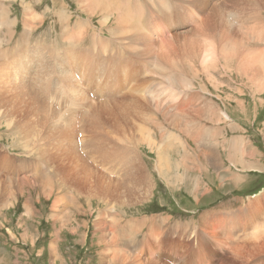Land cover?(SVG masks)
Returning <instances> with one entry per match:
<instances>
[{
	"label": "bare ground",
	"instance_id": "bare-ground-1",
	"mask_svg": "<svg viewBox=\"0 0 264 264\" xmlns=\"http://www.w3.org/2000/svg\"><path fill=\"white\" fill-rule=\"evenodd\" d=\"M6 1L0 0V123L13 140L9 147L0 144V209L35 188L46 200L55 198L50 214L59 228L48 251L56 259L57 236L73 226L68 218L73 203L80 198L82 215L92 211L94 201L102 203L93 223L102 235L96 241L99 264H163L167 259L158 251L163 227L153 218L144 220L149 224L145 232L138 231L139 222L123 225L121 209L151 199L153 169L168 184L179 185L185 182L181 171L196 169L203 175L206 160L216 161L208 153L217 144L219 117L227 115L194 91V83L201 73L214 75L220 63L226 68L236 61L249 68L250 84L264 89V0H75L77 20L64 4L53 10L52 23L60 30L51 43L37 35L45 16L37 2H21L20 19H11ZM95 16L102 29L95 30ZM187 74L193 75L191 81ZM143 148L152 152L153 169ZM253 154L249 147L229 160L249 169L244 159ZM11 160L17 163L14 169ZM60 201L65 213L57 212ZM262 205L264 197L224 222L228 242L209 226L213 216L208 213L189 230L176 224L165 238L171 241L160 250L167 257L168 250L180 253L176 264H194L207 256L206 246L199 244L217 252L220 244L230 251L228 257L213 252L221 264L255 261L264 256V220L255 223ZM23 206L27 216L35 215L30 201ZM108 226L111 234L104 232ZM147 249L149 256L143 254Z\"/></svg>",
	"mask_w": 264,
	"mask_h": 264
},
{
	"label": "rangeland",
	"instance_id": "rangeland-1",
	"mask_svg": "<svg viewBox=\"0 0 264 264\" xmlns=\"http://www.w3.org/2000/svg\"><path fill=\"white\" fill-rule=\"evenodd\" d=\"M34 1L39 4L38 8L41 10L37 12L39 14H45L44 22L38 28L37 35H46L50 39L47 40V43L55 40L54 37L60 30L59 25L55 28L54 23H52L54 17L52 12L59 5H65L63 8L66 7L71 11L73 21L78 19L77 6L76 8L74 6L75 0H56L55 2L54 0H7L5 6L10 8L11 19H20L22 12L20 3L23 2L26 4ZM9 5L13 6L10 7ZM48 8L49 10H47ZM190 8H193V6L190 5ZM81 17L85 16L81 15ZM98 20L99 18L97 16L93 19L95 30L102 29L99 26ZM105 29L106 27H103V32L106 33ZM20 30L21 25L19 24L17 33ZM38 39L40 38L38 37ZM202 60L203 57L201 56L199 61ZM208 60H210V57ZM247 61L249 62L248 59ZM237 63L235 61L234 64L232 63L226 66V68H224L225 65L220 63L219 69L217 68L218 71L214 75L212 74L213 71L209 72V74L201 73V78H197L194 83V91L205 95L204 97L207 98V102H211L217 111L220 110L227 115V118L223 120L219 117V125L216 126V128H219L217 144L213 141L215 144L209 149L210 152L208 153V155L214 153L215 157H218L216 161L208 163L206 160V173L203 172V175L197 172L196 169H187L186 171H181L182 174L185 173L184 183H180L179 185H175L174 183L168 184L167 180L162 179L153 169L151 163H153L154 158L152 157V160L149 154L152 152L147 148H143V158L149 169L152 168L155 174L152 176L154 192L151 199L145 203L127 206L121 209L123 212L121 214L122 216H120V223L124 225V222L126 223L128 221L134 223L139 222L140 228L138 231L142 230L145 232L149 224H144V220L153 218L158 226L163 227V234L166 238L167 235H170V229L176 227V224L189 230L192 228L193 223L197 226L199 222L202 223V214L204 216L210 213L213 218L209 220V226L213 227L215 233L216 231L219 232L220 237L223 239L220 238L219 240L228 242L227 236L229 235L226 232L229 233V227H225L224 222L239 217V209L245 208L249 202L264 197V89H258V91L255 83L250 84L251 77L246 73L249 68L242 62V65H237ZM211 65V61H207V66ZM251 70H254V74L257 72L261 73L257 69ZM185 76L191 81L193 75L187 74ZM217 83L219 84L218 90L214 87V85L217 86ZM262 88H264V83ZM205 124L208 129L214 128L210 123ZM2 125L0 123V144L8 147L12 146L10 143L13 139L10 137V134L7 135L6 127ZM233 140L234 142L232 143ZM249 147L254 151L253 157L245 158L244 160L250 161L246 164L251 166V168L245 169L244 167L235 166V163L229 160V156L240 158V152L246 154ZM194 149L193 146L191 150L198 154ZM176 158H178V155ZM10 164L14 166L13 169L17 166V163L14 164L12 160ZM207 164H209L208 167ZM198 179L202 182L198 185L199 187L195 186ZM37 189L35 188L33 193L29 192L28 194L25 192L24 197H21L16 203L9 206L8 209H0V264H99L101 248L96 244V241L102 235L95 233L93 223L98 214L97 211L104 207L102 203L96 204V201H94L92 213L88 212L86 215H82L80 212V206L83 204V202H80V198L73 203L69 210L68 218L71 219L70 223L73 224L72 227H76V231H72L73 228L71 227L69 228L70 230L65 229L59 237L57 236L58 258L53 259L48 251V246L56 240L54 233L55 231L58 232L59 224L51 218L50 210L57 200L55 198L46 200L42 197L41 191ZM27 197L28 199H26ZM25 200L31 202L33 207L32 211H35L34 216L33 214L30 216L25 214V208L23 206ZM64 206L66 205L60 201L57 212L65 213ZM226 212H231L232 214L222 219V216ZM222 213L223 215H220ZM258 213L256 214L258 216L255 219V223H260L264 220V205H262ZM103 217L106 221H110V217ZM164 217L168 218L169 221L167 223H160L158 220L164 221ZM220 217L221 221L219 220ZM83 223L85 225H82ZM220 226L221 230L219 229ZM124 229L126 231L128 230L125 226L123 227ZM110 230L111 228L109 226L104 228L105 233L108 231L111 234ZM199 232L197 231L195 233L196 236L202 234ZM232 235L237 237L235 233H232ZM196 236L194 237L195 239L197 238ZM206 236L211 239L209 235ZM113 238L119 239L118 234L113 235ZM165 238L160 240L161 243L158 248L159 253L167 259L163 264H176L175 260L179 259L181 256L180 253L172 254V251L168 250L169 257H167L160 250L165 243L171 241H167ZM142 239V234H138L137 240ZM198 242L196 239L195 243L198 244ZM199 246H206L207 256L203 261L194 264L222 263L220 258L213 256V252H217L214 250V246L206 243L204 245L199 244ZM227 250V247L221 249L219 244V252L217 253L228 257L230 256V251ZM151 253L152 251L148 249L143 251L145 256H149ZM112 255L116 256V252L113 251ZM106 256L109 257L110 255ZM258 258L256 257L255 261L250 260L246 264H264V256ZM258 260H260L259 263L257 262ZM105 264H111V262H105Z\"/></svg>",
	"mask_w": 264,
	"mask_h": 264
},
{
	"label": "crops",
	"instance_id": "crops-1",
	"mask_svg": "<svg viewBox=\"0 0 264 264\" xmlns=\"http://www.w3.org/2000/svg\"><path fill=\"white\" fill-rule=\"evenodd\" d=\"M234 142V140L232 141V143ZM240 144V143H239ZM230 164V163H229ZM243 170H245V169H243Z\"/></svg>",
	"mask_w": 264,
	"mask_h": 264
}]
</instances>
